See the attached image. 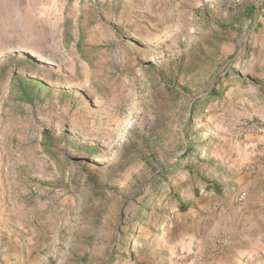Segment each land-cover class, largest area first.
<instances>
[{
  "label": "rangeland",
  "instance_id": "1",
  "mask_svg": "<svg viewBox=\"0 0 264 264\" xmlns=\"http://www.w3.org/2000/svg\"><path fill=\"white\" fill-rule=\"evenodd\" d=\"M42 5L0 3V264H264V174L202 203L264 129V0Z\"/></svg>",
  "mask_w": 264,
  "mask_h": 264
},
{
  "label": "crops",
  "instance_id": "2",
  "mask_svg": "<svg viewBox=\"0 0 264 264\" xmlns=\"http://www.w3.org/2000/svg\"><path fill=\"white\" fill-rule=\"evenodd\" d=\"M7 2L11 5H25L35 7L40 5V7H44L42 5V0H0V3ZM254 47L260 48V54H263V46H264V39L259 36V34L256 35L254 38ZM225 103H221V107L224 106ZM217 106V102L215 103ZM219 105V104H218ZM225 108V107H224ZM219 115H222L219 114ZM222 117V116H221ZM241 116H237L235 119V122L231 123V126L233 124V128L236 127L235 124H237L239 121H241ZM252 122H241L240 126L249 125ZM253 125V124H252ZM239 126V130H242V128ZM247 131V129L245 128ZM243 131V130H242ZM235 150L236 159L232 162V167L234 173L237 174L236 178H233L234 182L232 183V190H228L227 183L223 182H216L212 183L211 179L206 178V180H210V183H206L204 186L205 193L207 196H205L202 203H206L210 200V197L213 196V200L215 203L221 205L224 204L226 207H228L230 216L233 213H236V206L235 203L242 204V202H238V196L241 193H246V199L244 200V203H248L252 200L253 196L256 194L254 193L255 189H262L261 186V178L264 174V129L261 132L257 133H249L245 135L242 139L238 140L236 139V144L233 146ZM257 169V173L252 174L253 172L250 171V168ZM264 178V177H263ZM207 180V181H208ZM225 181V180H224ZM227 182V181H226ZM238 188V189H236ZM222 189H224L222 191ZM260 196L261 191L257 193ZM223 212V210H221ZM227 214V215H228ZM225 216V215H224ZM223 217V216H222Z\"/></svg>",
  "mask_w": 264,
  "mask_h": 264
},
{
  "label": "trees",
  "instance_id": "3",
  "mask_svg": "<svg viewBox=\"0 0 264 264\" xmlns=\"http://www.w3.org/2000/svg\"><path fill=\"white\" fill-rule=\"evenodd\" d=\"M14 83L17 84L20 96L23 101L25 102H33L34 97L33 94L35 92L34 87H45V84L42 82L36 81V80H28L25 77L22 76H16L14 77ZM211 96L215 95V91H211L210 93ZM66 141H68L70 138L69 136H66ZM43 146L44 148L48 151L50 147H52V136L50 135L49 131H44L43 132ZM93 183V182H92Z\"/></svg>",
  "mask_w": 264,
  "mask_h": 264
},
{
  "label": "built area",
  "instance_id": "4",
  "mask_svg": "<svg viewBox=\"0 0 264 264\" xmlns=\"http://www.w3.org/2000/svg\"><path fill=\"white\" fill-rule=\"evenodd\" d=\"M250 127L252 128V130H259V129H260L259 126H254V125H252V126H250ZM246 196H247L246 193H241V194L238 196L237 201H238V202H242V201H244V200L246 199Z\"/></svg>",
  "mask_w": 264,
  "mask_h": 264
},
{
  "label": "bare ground",
  "instance_id": "5",
  "mask_svg": "<svg viewBox=\"0 0 264 264\" xmlns=\"http://www.w3.org/2000/svg\"><path fill=\"white\" fill-rule=\"evenodd\" d=\"M140 30H141V29H140ZM140 30H139V31H140Z\"/></svg>",
  "mask_w": 264,
  "mask_h": 264
}]
</instances>
